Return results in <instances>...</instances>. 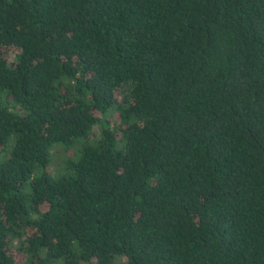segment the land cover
<instances>
[{
    "label": "trees",
    "instance_id": "1",
    "mask_svg": "<svg viewBox=\"0 0 264 264\" xmlns=\"http://www.w3.org/2000/svg\"><path fill=\"white\" fill-rule=\"evenodd\" d=\"M0 264H264V0H0Z\"/></svg>",
    "mask_w": 264,
    "mask_h": 264
},
{
    "label": "rangeland",
    "instance_id": "2",
    "mask_svg": "<svg viewBox=\"0 0 264 264\" xmlns=\"http://www.w3.org/2000/svg\"><path fill=\"white\" fill-rule=\"evenodd\" d=\"M4 51V50H3ZM17 54V50L11 48V49H8L6 51V56L7 59L9 61L13 60V58L15 57V55ZM94 133L97 135L98 133V130L97 128L94 129ZM74 147H71V149L68 151V156L71 157L73 155V149ZM65 149L63 146L57 144V145H54L52 147V149L50 150L49 152V158H50V163L48 164V166L46 167V171L51 175V176H54V175H57L59 174L60 172H62L63 170L61 169V165H60V160L61 159H64L66 157V153H65ZM19 245V244H18ZM13 248L15 249V247L17 246V242H14L13 243ZM16 250V249H15ZM19 257V256H18Z\"/></svg>",
    "mask_w": 264,
    "mask_h": 264
}]
</instances>
